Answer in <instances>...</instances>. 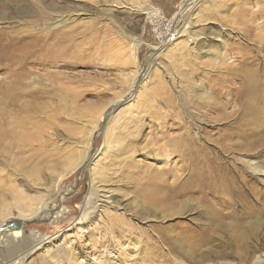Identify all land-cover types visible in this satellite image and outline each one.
Returning a JSON list of instances; mask_svg holds the SVG:
<instances>
[{"label": "rangeland", "instance_id": "374dc122", "mask_svg": "<svg viewBox=\"0 0 264 264\" xmlns=\"http://www.w3.org/2000/svg\"><path fill=\"white\" fill-rule=\"evenodd\" d=\"M26 1L0 4V31L9 32L16 40L19 35L15 36V31L19 29L34 27L35 32L45 36L58 27L57 16L52 17L44 7L35 10ZM140 1L145 11L138 12L131 7V0H125L129 5L119 1L112 12L99 10L90 20L80 16L75 37L77 50L71 58L67 54L64 58L71 63L69 66L45 69L28 64L31 77H39L36 91L43 93L44 98L24 95L16 102L0 91V220L9 216L15 220L19 215L17 206L21 203L14 200L16 188L28 195L42 193L43 201L51 193L61 194L68 189L60 202L68 210L63 219L51 222V211L44 216L49 220L23 226L26 232L39 230L56 236L71 227L83 212L95 176L101 188L110 191L114 201L110 208L125 213L124 217L137 225L139 245L158 247V251L149 250L155 258L167 257L173 262V256H185L182 251L186 248L194 253L193 240L182 233L185 227L210 234L209 245L214 244L215 250H232L247 236L245 243L264 242V222H257L259 217L264 220V207L251 192L249 207L234 201L236 206L228 214L211 211L216 202L207 201L200 192L187 194L181 207L156 199L165 191L146 192L151 187L150 180L152 186L160 183L157 173L163 169L173 167L185 179L187 166L192 163L191 152L222 159L227 166L240 163V154L223 147L234 142L233 131L243 123L247 112L245 101L238 99L239 88L264 79L259 76V70L264 69V0H192L182 12L183 4L189 0ZM68 12L64 14L70 19L83 14L73 9ZM176 12L188 21L186 33L179 32L180 26L173 28L180 15ZM171 28L180 35L154 56L160 48L155 50L152 45L164 46ZM137 68L143 72L132 85ZM146 72L148 78L143 79ZM199 92L209 94L212 100L203 102ZM13 134L14 138L21 136L19 145L11 139ZM91 153L93 165L85 161L79 164L85 154ZM247 176L254 179L251 174ZM169 195L168 192L165 197ZM88 231L92 232V226ZM95 233L104 241L99 249L113 250L111 234L104 236L98 230ZM18 251L11 254L5 246L0 247V264L10 263L21 252ZM141 253L149 255L148 251ZM141 253L137 261L147 256ZM44 254L35 256L33 263L51 264L54 252Z\"/></svg>", "mask_w": 264, "mask_h": 264}, {"label": "bare ground", "instance_id": "6f19581e", "mask_svg": "<svg viewBox=\"0 0 264 264\" xmlns=\"http://www.w3.org/2000/svg\"><path fill=\"white\" fill-rule=\"evenodd\" d=\"M7 1L0 0V4L5 6L9 3ZM119 1H124V3H126L125 0H49L48 3H46L45 0H27L26 2L32 4L33 9L35 10L36 8H47L48 13H50L52 17L57 16V22L59 25L57 28L52 29L50 34H46L45 36L42 35L43 33L38 34L35 32L34 27L16 30L15 36H17V34L19 35L17 38H14L16 40H13V38L9 36V32L5 30L0 31V70L2 71L0 91L4 92L3 95H6L7 98L15 101L22 99L24 95H29L33 98H44L43 93L36 91L39 85L37 81L39 77L36 75L31 77L33 72L28 64H38L44 68L48 66H69L71 63H67L65 60L68 59L64 58L66 54V57L73 56L74 50H77L75 37L77 35L76 30L78 29V22L81 18L80 16L87 17L90 20L93 18V14L99 10L106 13L112 12L113 8H115L114 6H118L116 4ZM131 1L134 3V5L131 6L132 8H135L138 12L144 10V8L140 6V0ZM190 1L192 0H189L186 3L189 4ZM68 9L69 11L71 9L76 12L82 11L83 14L79 15L78 13L76 17L70 19V17H66L64 14L66 11L67 14L69 13ZM156 13L157 12H153L154 15ZM177 14L180 15L177 20L174 19V22L175 20L176 22L173 24V28L180 26L177 28L179 29V32L183 31L186 33V25L188 21L184 19V16L181 15L180 12L175 15ZM67 24L69 25L68 28L61 27L66 26ZM173 28L169 31L170 35L165 41L164 46L160 47L152 45V48L155 50L160 48L157 53L155 52L154 56H158L171 39L180 35L179 32L176 33L177 29ZM261 38L264 39V36ZM69 49L71 50L70 52L68 51ZM123 57L125 59L124 55ZM140 72L142 73L143 70L137 68L134 73L135 81L132 85L135 84L137 80L136 78H138ZM259 73L260 78H264V69L262 71L259 70ZM125 76V79H128L126 74ZM147 78L148 73L146 72L143 74V79ZM256 80H259V82H256ZM227 92L229 93V90ZM239 94H241L238 98L239 101H245L247 105V112L245 113V116L242 117V119H245L243 120V123L238 124L233 131L236 134L235 137H233L234 142L228 147L224 146L223 149L225 151L240 154V163H233L232 165L227 166L222 159L211 157L209 155L206 156L205 153H203L202 156L200 153L192 154L191 152L189 153V159L192 163H190L189 167L187 166L189 173L185 179H181L182 176L179 175L177 171H174L175 168L170 166L171 168L163 169L157 173V175H159L158 178H160L159 184L152 186V180H150L151 187H148L146 192H169L170 195L167 196V198L165 197L166 193H164L159 197L157 196L156 199L159 201L163 200L166 204L171 205L172 207H181L182 205L180 204L183 202L187 194L200 192L206 197L207 201L216 202V206H211L212 208L210 210L217 214H223V212L228 214V210H232L236 206L234 201L236 203L238 202L241 206L249 207L252 204V201L250 200V195L248 196V193L251 192L261 205L260 207H264V79H255L250 86H246L244 89L239 88ZM199 95L203 102L212 100V97L209 94L207 96L206 94H201V92H199ZM244 95L248 96V98L245 97V99ZM130 96L131 95L129 94L128 97ZM234 108H236V106H234ZM115 112L117 113V111ZM115 112L113 113L115 114ZM109 119L110 118L107 119L106 125L109 123ZM91 134L89 137H91ZM14 137V134L11 135V139L19 145L22 142L21 136L17 134V139ZM89 141L91 140L88 138V145ZM189 143L188 145L191 144V146H193L192 141L190 144ZM89 148L91 147L89 146ZM174 150L176 149L174 148ZM93 157L94 154L92 153L89 156L85 154L82 158V162L79 164H82L84 161L85 163L90 164ZM194 157L202 159L201 163L198 162V160H195ZM181 158L183 157L181 156ZM91 164L93 165V163ZM94 166H92L93 169H95ZM247 174H251L254 179H250ZM172 175L174 177L171 180L170 176ZM94 177L92 176V180L90 179V190L85 197L84 207L82 209L83 212H81V215L73 222L71 227L63 230L56 236H49L45 232L39 230H30L29 232H26L23 228L24 225L20 223L21 221L15 222L14 220H11V216L1 219L0 247L5 246L7 251L11 254L17 253V249H19L18 252L21 251L16 254L17 256L13 257L12 260L10 259V263L8 262L7 264H34L33 259L35 256L39 257V254H44L51 250L54 252V255L50 257V259L52 258L51 264H246L249 262L264 264V242L252 241L250 244L247 242L245 243V239H248L247 236V238L242 237V242L235 245L232 250L229 248L215 250L213 247L214 244L212 246L209 245L211 243L210 234L205 231L200 234V232L191 227H185V231L182 230V233L187 238H191L190 240H193L192 245L194 248L190 247L195 254L186 248L185 251H182V255L185 256L181 257L180 255H175L173 256V262L169 261L167 257L155 258L152 255L151 257L149 253L150 248H153V251H158V247L155 244L148 243L139 245L141 240L139 241L136 234L138 228L137 225L131 223L128 218L124 217L126 216L125 213H118L115 209L110 208L114 201L111 200L109 189L101 188L100 184H98ZM45 190L46 194H49L50 190L48 186ZM67 191L68 189L61 192V194L55 192L51 193L50 196L46 198L47 200L43 201L41 200L42 193L28 195L24 190L16 188V196L14 200L16 203H21V205L17 206L20 213L16 216L15 220H30L37 216L44 219V216L49 215L51 211L53 213L49 215L51 217V222L63 219L67 215L68 210L61 207L60 202L62 198L67 195ZM50 199H52V202L49 201ZM56 207L58 208V211L55 212L53 210H55ZM108 211H110V215L107 214ZM112 211L116 213H112ZM176 211L179 213L180 209H177ZM134 217L135 216H132V219ZM137 219H134V222L137 221ZM138 220L146 223L143 219ZM258 220V224L264 222L260 217ZM115 223L121 224V226H117ZM89 225L92 226V232L90 233L88 231ZM95 230H98V232L102 235L104 234V236L107 234L112 235L114 243L113 250L104 251L98 248L100 245H103L104 241L102 240V237H99L98 234L95 233ZM205 242L206 245H202ZM183 247L180 246L182 249ZM39 251L42 252L39 253ZM142 251H148L149 255L145 253L147 256H142L140 261H137L138 259L136 258ZM37 253L39 254L37 255Z\"/></svg>", "mask_w": 264, "mask_h": 264}, {"label": "water", "instance_id": "95a60500", "mask_svg": "<svg viewBox=\"0 0 264 264\" xmlns=\"http://www.w3.org/2000/svg\"><path fill=\"white\" fill-rule=\"evenodd\" d=\"M188 4L185 2L181 8V11L182 12L183 10H185L187 8ZM47 221L49 220V218H41L40 216H37L36 218H33L32 220H14L15 222H20L22 225H26V224H30V223H34V222H40V221ZM4 226V225H3ZM10 227V226H8Z\"/></svg>", "mask_w": 264, "mask_h": 264}, {"label": "crops", "instance_id": "0c3cea01", "mask_svg": "<svg viewBox=\"0 0 264 264\" xmlns=\"http://www.w3.org/2000/svg\"><path fill=\"white\" fill-rule=\"evenodd\" d=\"M177 12H178V10H177ZM177 12H176V13H177Z\"/></svg>", "mask_w": 264, "mask_h": 264}]
</instances>
